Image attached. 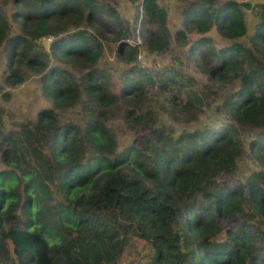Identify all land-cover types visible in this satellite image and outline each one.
<instances>
[{
  "label": "trees",
  "instance_id": "16d2710c",
  "mask_svg": "<svg viewBox=\"0 0 264 264\" xmlns=\"http://www.w3.org/2000/svg\"><path fill=\"white\" fill-rule=\"evenodd\" d=\"M130 1L138 4L134 44L126 21L99 0H0V86L32 73L49 102L14 126H5L0 105V264H264V229L240 220L264 226V173L232 187L218 182L245 148L264 166V3L252 8L249 47L237 41L246 34L243 2L184 5V28H215L231 41L192 43L198 69L240 85L221 104L224 122L174 136L154 126L148 87L157 81L169 95L176 120L193 118L207 98L178 69L155 77L132 65L140 48L165 51L169 32L158 0ZM109 36L129 65L117 88L100 64ZM175 37L186 42L181 30ZM116 116L148 133L119 147L109 125ZM226 221L240 226L225 230ZM134 240L144 251L133 250Z\"/></svg>",
  "mask_w": 264,
  "mask_h": 264
},
{
  "label": "rangeland",
  "instance_id": "374dc122",
  "mask_svg": "<svg viewBox=\"0 0 264 264\" xmlns=\"http://www.w3.org/2000/svg\"><path fill=\"white\" fill-rule=\"evenodd\" d=\"M188 1L189 0H158V4L163 7L167 13L166 24L169 32L167 48L161 53L149 52L146 49L140 48V54L132 63V65L135 64L139 67L145 68L150 75L155 73V77L157 73L162 70L167 71L171 68L178 69L179 72L190 78L191 82L189 84L191 88L196 89L201 95L206 96L207 105L203 106L201 110L195 109V116L193 118H190L189 120L185 118V120H176L172 116L170 106H168L169 95L157 86V81H155L152 86L148 87L147 94L149 99L145 105L153 112L154 126L165 127L174 136H177L183 131H192L224 122L225 116L220 113L221 104L224 99L236 91L240 85L239 80L218 83L207 78L206 75L198 69V65L195 64L196 61L193 56L188 54L190 45L201 37L210 39L211 44L216 49L227 46L231 43L230 40L222 38L215 28L210 29L204 34H199L194 30H187L184 28L181 24V11ZM239 1L249 3L250 7L245 10L246 34L237 41L242 43L241 45L249 47L248 40L253 32V27L257 22V18L252 8L255 4L264 3V0ZM99 2L104 5H110L116 9L120 17L126 21L129 28L130 38H128L127 41H129L130 44L138 43L137 41H140L138 38V27L134 23L137 10L136 7L138 5L137 1L99 0ZM180 30L186 37V42L184 44H181L175 37L176 32ZM47 39H49V37L42 38V41H44L46 45L49 41ZM115 46L116 41L114 40V37L109 36L108 39L104 41V52L100 64L109 69V77L117 88L120 83L119 78L121 71L129 65L125 64V61L117 58L118 56L115 53ZM199 62H201L200 59ZM1 79L0 58V81ZM0 105L3 106L5 112H7L4 119L5 126H14L22 120L33 119L40 108L49 106V102L41 93L38 75L29 73L24 81L18 85L7 86L4 84L0 86ZM73 116L72 113H66V118H72ZM153 124L150 123L149 125L152 126ZM109 125L115 132L119 147L127 145L133 139H142L148 133L147 128H142L137 132L130 130L128 125L117 116L109 123ZM262 130L264 131V128ZM253 133L254 132L252 131V135ZM248 136L249 131L245 130V135L243 136L245 145H247ZM255 172L264 173V166L258 158L251 156L247 148H245L244 153L237 161V167L234 172L231 174H221L218 178V182H224L230 187L236 186L237 184L243 183L248 176ZM240 220L251 230L264 229V226L259 219L250 220L240 218ZM238 226L240 225L234 221L224 222L225 230H234ZM221 238H224V233L221 234ZM142 243L143 242L140 240H134L133 246L135 248L133 250L144 251ZM129 258L130 256L126 254L125 259L127 260ZM140 260L143 262L146 261L145 257Z\"/></svg>",
  "mask_w": 264,
  "mask_h": 264
},
{
  "label": "water",
  "instance_id": "95a60500",
  "mask_svg": "<svg viewBox=\"0 0 264 264\" xmlns=\"http://www.w3.org/2000/svg\"><path fill=\"white\" fill-rule=\"evenodd\" d=\"M247 9H249V7H250V4L249 3H247V2H243L242 3Z\"/></svg>",
  "mask_w": 264,
  "mask_h": 264
},
{
  "label": "built area",
  "instance_id": "2783aa9c",
  "mask_svg": "<svg viewBox=\"0 0 264 264\" xmlns=\"http://www.w3.org/2000/svg\"><path fill=\"white\" fill-rule=\"evenodd\" d=\"M140 39V37H138ZM138 43H140V41H137Z\"/></svg>",
  "mask_w": 264,
  "mask_h": 264
}]
</instances>
